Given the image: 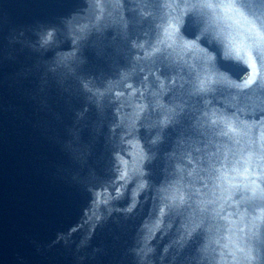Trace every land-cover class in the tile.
<instances>
[{"label":"snow or ice","instance_id":"1","mask_svg":"<svg viewBox=\"0 0 264 264\" xmlns=\"http://www.w3.org/2000/svg\"><path fill=\"white\" fill-rule=\"evenodd\" d=\"M202 7L208 18L209 25L227 22L230 27L228 33V51L235 53L238 57L244 54V62L251 68L252 76L245 82L246 85L252 84L256 77L261 74L252 55L253 49L259 51L264 49V13L253 14L249 17L245 12L237 7L245 0H196ZM165 40L169 46L174 43V28L172 26L165 30ZM229 131L235 132L236 129L229 126ZM250 173V169H245V175ZM255 191L259 185L253 180L247 185Z\"/></svg>","mask_w":264,"mask_h":264}]
</instances>
